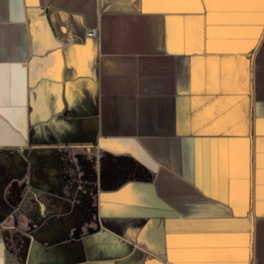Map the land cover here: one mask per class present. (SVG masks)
Segmentation results:
<instances>
[{"label": "crops", "instance_id": "0c3cea01", "mask_svg": "<svg viewBox=\"0 0 264 264\" xmlns=\"http://www.w3.org/2000/svg\"><path fill=\"white\" fill-rule=\"evenodd\" d=\"M75 146L163 264H264V0H0V150Z\"/></svg>", "mask_w": 264, "mask_h": 264}, {"label": "rangeland", "instance_id": "374dc122", "mask_svg": "<svg viewBox=\"0 0 264 264\" xmlns=\"http://www.w3.org/2000/svg\"><path fill=\"white\" fill-rule=\"evenodd\" d=\"M59 152L57 157L49 152L33 160L32 155L16 150H0V231L6 260L20 264L34 259L41 264H163L158 231L146 229L142 221H101L97 217L96 157L90 148L75 146ZM65 158L72 164V186L62 191L60 166ZM34 178L54 190H38Z\"/></svg>", "mask_w": 264, "mask_h": 264}, {"label": "water", "instance_id": "95a60500", "mask_svg": "<svg viewBox=\"0 0 264 264\" xmlns=\"http://www.w3.org/2000/svg\"><path fill=\"white\" fill-rule=\"evenodd\" d=\"M70 178H71V174L65 175L64 173H62V174L60 173L59 185H60L62 191H63V189L68 190V188L72 186V184L69 183Z\"/></svg>", "mask_w": 264, "mask_h": 264}, {"label": "flooded vegetation", "instance_id": "af4514ba", "mask_svg": "<svg viewBox=\"0 0 264 264\" xmlns=\"http://www.w3.org/2000/svg\"><path fill=\"white\" fill-rule=\"evenodd\" d=\"M64 154V153H63ZM61 156H63V155H61ZM65 157V156H64ZM63 157V158H64ZM60 159H58V161H59ZM61 168H60V171H61V173H63V171H65V170H68V169H70V171L71 170H73L72 169V164H71V162L69 161V159H67V158H65V160H63V164L60 166Z\"/></svg>", "mask_w": 264, "mask_h": 264}, {"label": "built area", "instance_id": "2783aa9c", "mask_svg": "<svg viewBox=\"0 0 264 264\" xmlns=\"http://www.w3.org/2000/svg\"><path fill=\"white\" fill-rule=\"evenodd\" d=\"M86 35L87 36H96L97 35V32H96V30L94 28H91V29H88L86 31Z\"/></svg>", "mask_w": 264, "mask_h": 264}, {"label": "trees", "instance_id": "16d2710c", "mask_svg": "<svg viewBox=\"0 0 264 264\" xmlns=\"http://www.w3.org/2000/svg\"><path fill=\"white\" fill-rule=\"evenodd\" d=\"M69 161H70V160H69ZM63 173H64L65 175H67V174H71V171H70V169H68V170L63 171Z\"/></svg>", "mask_w": 264, "mask_h": 264}]
</instances>
